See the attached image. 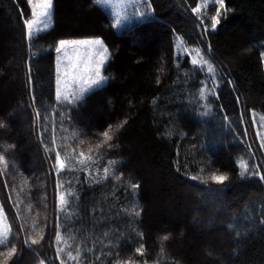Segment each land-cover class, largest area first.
<instances>
[{
  "label": "trees",
  "instance_id": "obj_1",
  "mask_svg": "<svg viewBox=\"0 0 264 264\" xmlns=\"http://www.w3.org/2000/svg\"><path fill=\"white\" fill-rule=\"evenodd\" d=\"M28 1L0 0V118L8 125L0 129L8 161L0 205L17 249L8 264H59L57 223L82 264H264V181L239 175L241 163L264 172L253 125L254 113L264 116V0H225L215 29L211 16L194 12L200 0H149L146 16L122 29L94 0H53L51 26L31 41ZM87 38L109 48V79L78 103H56L55 46ZM180 46L216 69L207 100L201 86L213 83ZM110 125L114 147H97ZM57 149L71 169L58 175ZM80 152L92 158L89 172L76 163ZM213 173L228 180L214 183ZM58 183L74 193L66 213L57 210ZM135 205L139 216L129 214ZM141 244L144 256L135 252Z\"/></svg>",
  "mask_w": 264,
  "mask_h": 264
},
{
  "label": "snow or ice",
  "instance_id": "obj_2",
  "mask_svg": "<svg viewBox=\"0 0 264 264\" xmlns=\"http://www.w3.org/2000/svg\"><path fill=\"white\" fill-rule=\"evenodd\" d=\"M149 0H144V4L147 6ZM29 3L31 4V0H29ZM94 3L97 5H109L111 4L113 7L117 9L115 13V23L111 26L117 29H122L123 26L126 23H130L131 20L135 16V11L133 10L131 15L122 13L119 9L123 8L126 4H131L133 9L138 6L139 0H118V2L113 3V0H94ZM214 4L218 5L219 7L215 10V15L211 17V25L212 28L215 29L216 25L219 24L221 11L220 10H226L225 9V0H214ZM53 7V0H42V2L38 4L32 5V11H31V19H25L24 23L26 26V38L31 41L34 36V26H35V33L39 34L41 31L46 30L49 27V23L51 21V10ZM194 12L197 15H200L201 8L196 7L193 9ZM141 16L144 15V12L141 11ZM66 49H72L73 51L77 52L76 60L78 63H71L69 61V65L71 68V71L73 73H76L78 70L82 68L83 73L80 76H73V83L75 84L77 81H79L78 90L69 91L67 87H61L62 84H66V81H62L60 78V75L57 76L56 79V90H55V102L56 103H67V104H74L78 103L86 93L90 92L93 89L103 87V85L107 82L109 79L108 76H106L103 72L104 65L107 63L108 59L110 58V50L106 46L104 40L102 38H87V39H61L58 41L57 46H55V52L56 53H63V56L59 57L57 60V73H60V64L63 63L64 58L67 57V52H65ZM83 49L85 56L83 59H81L79 55V50ZM196 56L199 57V59L193 58L191 60V63L193 65H199L201 70H203L206 66V70L209 74H214L216 69L213 67L212 64L209 63L208 60L204 59V57L200 54L199 50H196ZM261 60L264 62V52H261ZM29 78L31 77V68L29 67ZM63 75L66 77L68 75V71L65 70L63 72ZM202 90L200 92V99L202 101L207 100L208 95H215V86L214 85H202ZM35 96H32L33 104L35 103ZM156 101L154 100L153 103ZM32 105H29L31 107ZM208 112L205 111L202 113L203 116H208ZM9 116L12 115V113L8 114ZM55 113L52 114L53 119L55 118ZM34 118L36 120H39L41 118V112L39 109H37L34 113ZM253 119H255V116L253 115ZM261 121H264V116L260 117ZM124 124H127V120H124L122 124L117 126V131L120 128H123ZM8 125L5 121V119L0 118V129L6 128ZM61 130L63 131V128L61 127ZM113 128L110 125L105 131L102 132V143L98 144L97 147H103L104 145H108L109 149L114 147L110 142L113 141L114 137L110 133H112ZM56 133L57 128L53 124L52 126V139L53 144L56 142ZM83 141H81L82 143ZM264 147V143L261 145ZM14 147V145H8V148ZM55 164L53 167L56 170V174L58 175L62 171L71 170L68 168V165L66 164V161L61 156V152L57 149L55 150V155L53 157ZM92 158L90 156L86 157L83 152L79 153V157L76 159V163L81 165L83 167V170L85 172H89V169L86 167V161L91 160ZM109 165H114L115 161L109 160ZM0 165H3L5 169L8 167V161L5 159V155L0 154ZM240 171L239 175L241 178H244L246 175L248 177L256 176L260 181H264V172H261L259 170V166L255 170H250L248 165L246 163H241L239 165ZM179 171V169H178ZM90 174V173H89ZM110 176L109 167H104L103 169V176L101 179L107 180ZM192 180H198L199 177L196 175H193L190 177ZM211 181L217 184H223L228 180L227 175L223 174H215L210 177ZM133 189H138L139 184L133 183L131 185ZM74 193H71L67 191L63 184L58 183L57 184V210L62 213H66L69 211V205H70V199L68 197L73 196ZM141 210L139 205H135L131 210H129V214L132 212L135 213L136 216H139L141 214ZM0 217H3L4 219H7V217L4 215V206L0 205ZM56 220L59 221L60 217L57 216ZM260 223L264 224V210H262L261 216H260ZM33 228L36 227L35 224L32 226ZM229 228L232 227L231 224L228 225ZM12 234L11 226L6 227L3 230H0V256L3 257V260L0 261V264H8L9 260L16 254V247L13 245H10L9 237ZM238 235V234H237ZM43 236L41 235L39 239L32 238L30 243L31 245H37L40 244L41 240H43ZM53 238L55 243V253L56 258L59 260V264H67L68 261L73 262V264H82V253L77 246V248L73 250H67L70 249L71 246L68 244V237L62 233L60 229L59 223L56 224V228L53 232ZM169 239V236L167 234L162 236L163 241H167ZM25 244H28V241L25 240ZM7 248V251H4L3 249ZM135 252L138 253L140 256H144V246L143 244L140 245V247L135 249ZM40 264H44V261L41 260ZM117 264H120L119 261H117ZM126 264H131V262H126ZM146 264V261H145Z\"/></svg>",
  "mask_w": 264,
  "mask_h": 264
},
{
  "label": "rangeland",
  "instance_id": "obj_3",
  "mask_svg": "<svg viewBox=\"0 0 264 264\" xmlns=\"http://www.w3.org/2000/svg\"><path fill=\"white\" fill-rule=\"evenodd\" d=\"M40 2H42V0H31V4L28 1L29 7L31 8V11H32V5L38 4ZM116 2H118V0H113V3H116ZM102 6L108 12H110V14L114 17V23H115V13H116L117 9L115 7H113L111 4L102 5ZM197 7L201 8V13H200V15H197V16L200 19V21H204V18H208L210 16L212 17L213 13L215 12V10L219 6L214 4V0H200V2H199ZM119 10L122 13H125V14H128V15H131L133 10H134L135 11V16L131 20V22H133V21H136V20H141V19L144 18V16H146L147 6L144 4V0H139V4H138L137 7H135V9H133L132 5L129 3V4H126L123 8H121ZM141 11L144 12L143 16L140 15ZM51 12H52V10H51ZM51 22L52 21H50V23H49V27L51 26ZM36 35L37 34L35 33V26H34V36H36ZM180 49L184 50L186 53H188L190 55V57H191V60L193 58L199 59V57L196 56V50H198V49H183L181 46H180ZM65 52H67V57L64 58L63 63L60 64V70L61 71H60V73H57V76L60 75L61 80L67 82L66 84H62L61 87H67L69 91L78 90L79 81H77L74 84L73 83V76L75 75V76L78 77L81 74H85V73H83L82 68L80 70H78L76 73H73L71 71V68H70V65H69V61H71V63H78V61L76 60L77 52L73 51L72 49H66ZM199 52L204 57V59L208 60L209 63L212 64L210 62V60L200 50H199ZM79 55H80L81 59H83V57L85 56V53H84L83 49L79 50ZM61 56H63V53H57L56 54V70H57V60ZM105 65H104V67H105ZM65 70L68 71V75L66 77L63 75V72ZM203 70L208 74L209 81L212 82L213 85H214L215 82H216V72L214 74H209L207 72V70H206V66H205V68ZM103 72H104V68H103ZM56 87H57V84H56ZM253 115L255 116V119H253V125H254L256 138H257V140L259 142V146H260V148H261V150L263 151V154H264V147L261 146L262 143H264V121L260 120L261 116L258 113H254ZM8 226H9V224H8L7 220L4 219L3 217H0V230H3V229H5Z\"/></svg>",
  "mask_w": 264,
  "mask_h": 264
}]
</instances>
